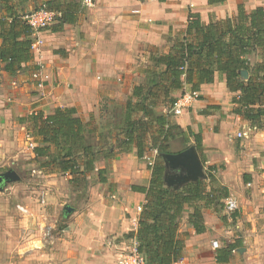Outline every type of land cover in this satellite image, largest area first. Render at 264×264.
I'll return each mask as SVG.
<instances>
[{
  "label": "crops",
  "instance_id": "1",
  "mask_svg": "<svg viewBox=\"0 0 264 264\" xmlns=\"http://www.w3.org/2000/svg\"><path fill=\"white\" fill-rule=\"evenodd\" d=\"M41 1L46 0H27L25 9L31 11ZM77 2L76 21L60 25L55 20L42 31L41 57L32 53L17 73H9L4 65L0 68V174L13 169L20 176L0 183V264H116L130 244L137 206L146 201L140 187L150 184L158 157L154 141L161 130L154 118L144 117L152 121L145 139V157L152 165L138 157L135 144L130 151H120L115 145L125 137L128 99L135 87L154 78L152 68L165 67L154 59L188 37L191 14L208 24L236 20L241 9L249 13L264 8V0H94L93 6ZM260 59L258 53L251 58L253 64ZM38 64L44 87L32 78ZM188 90L193 89L187 83L170 90V95L178 98ZM198 92L199 98L179 115H170L173 105L166 98L154 112L170 121L173 153L196 146L195 135L201 137L198 152L205 172L209 166L217 167L216 184L227 188L239 207L229 213L224 206L200 200L206 230L197 233L190 222L194 208L186 206L179 226L183 257L173 264H264V128L234 112V93L224 74L217 72L214 81L201 84ZM57 107L75 108L87 127L98 137L106 135L116 147L112 158L99 154L90 172L98 180L91 184L87 205L70 206L72 210L66 209L68 194L59 187L69 183L72 187L66 190L74 193L72 176L53 166L41 167L42 160L33 151L36 137L23 121L34 111L48 114ZM31 165L42 179L36 187L20 173ZM100 169L107 170L103 182ZM210 190L209 184L206 191ZM236 242L241 244L230 260L218 262V249Z\"/></svg>",
  "mask_w": 264,
  "mask_h": 264
},
{
  "label": "trees",
  "instance_id": "2",
  "mask_svg": "<svg viewBox=\"0 0 264 264\" xmlns=\"http://www.w3.org/2000/svg\"><path fill=\"white\" fill-rule=\"evenodd\" d=\"M15 1L18 2L16 5L11 4ZM26 1L0 0V13L6 11L0 16V68L4 65L11 74L20 71L22 64L32 59V28L24 20L26 14L46 7L60 13L56 17L60 25L78 18L80 4L77 0L41 1L31 11L25 9ZM187 35L170 52L153 58L165 67L161 70L152 68L154 78L146 86L135 87L134 95L124 108L125 137L115 145L120 151H130L135 144L138 157L144 158L148 150L146 134L152 122L144 117L154 118L161 125L154 141L158 157L152 167L150 184L140 187L146 194V203L137 232L129 234V238L136 235L146 264H173L183 257L185 245L179 226L186 206L194 208L190 222L197 233H202L206 227L199 201L205 199L207 204L221 207L224 206L222 199L229 196L227 188L216 184L213 172L217 167L214 165L208 167L206 180L189 182L178 189L165 183L162 154L173 153L170 145L173 135L168 117L154 112L161 99H169L174 105L177 98L170 95V90L181 89L188 83L198 91L201 84L213 82L218 72L225 75L227 86L234 93V112L252 125L264 128V8L258 7L249 13L241 9L236 20L208 24L191 14ZM254 53H258L261 59L253 64L251 58ZM243 71H247V77ZM160 92L165 95H160ZM132 97L138 100L133 102ZM136 111L144 115L136 117ZM75 114V108L57 107L48 114L34 111L23 121L29 124L36 137L33 151L36 158L42 160L41 167L53 166L69 173L72 176L70 183L78 186L85 182L88 173L94 171L99 154L105 152L107 158H112L116 147L108 143L106 135L98 137L96 131L87 127ZM170 115H174L173 112L170 111ZM159 138L161 142L158 144ZM195 144L201 154L202 139L199 135H195ZM106 171L98 170L102 182L106 180L103 177ZM209 184L211 190L207 192ZM240 244L228 243L218 249L216 260L228 262Z\"/></svg>",
  "mask_w": 264,
  "mask_h": 264
},
{
  "label": "built area",
  "instance_id": "3",
  "mask_svg": "<svg viewBox=\"0 0 264 264\" xmlns=\"http://www.w3.org/2000/svg\"><path fill=\"white\" fill-rule=\"evenodd\" d=\"M83 3L87 6H93L94 0H83ZM59 15L60 13L56 11L49 10L46 7H42L38 10L31 11L24 16V20H26V22L32 28L31 52L36 56L41 57L42 55V47L44 45V38L41 34L42 31L46 30L51 24H53L56 20V17ZM41 68L42 64H38V67L34 69V72L32 73V78L37 82V85L39 87H44L46 80L41 76ZM199 95V92L194 90H188L184 92L180 97L177 98L176 102L172 106L171 111L174 115L181 114L185 110V108H187L194 100L199 98ZM28 138L30 141L32 140L29 135ZM29 145L32 148L34 146V143L31 141ZM148 163L150 165L153 164L151 159H149ZM145 203L146 201L137 206V212L139 216L135 217L134 219V225L132 228L133 234H135L138 230L140 214L144 208ZM238 203L239 202L236 198L228 196L224 200V207L229 213H232L239 207ZM18 208L23 212H27L25 207L21 205H18ZM116 264H146V258L144 254L139 250V242L136 235L130 238V244L128 245V247L120 252Z\"/></svg>",
  "mask_w": 264,
  "mask_h": 264
},
{
  "label": "water",
  "instance_id": "4",
  "mask_svg": "<svg viewBox=\"0 0 264 264\" xmlns=\"http://www.w3.org/2000/svg\"><path fill=\"white\" fill-rule=\"evenodd\" d=\"M244 77L248 76L247 71L242 72ZM162 157L165 161L166 172L164 175L165 183L174 188H179L189 182H194L208 177L204 170V166L195 145L174 153H163ZM20 179L18 173L9 169L0 174V183L8 184ZM67 210H72L70 206Z\"/></svg>",
  "mask_w": 264,
  "mask_h": 264
},
{
  "label": "rangeland",
  "instance_id": "5",
  "mask_svg": "<svg viewBox=\"0 0 264 264\" xmlns=\"http://www.w3.org/2000/svg\"><path fill=\"white\" fill-rule=\"evenodd\" d=\"M28 147H30L29 144H28ZM143 160L146 161L147 163L149 162V159L144 158ZM34 167H35V165H31L27 171L20 170V173L26 180H28V181L30 180V182L33 183V186L36 187L37 185H39V183H40V181L42 179L38 176L40 174L33 172V168ZM28 173H29V175H28ZM93 173H90V175H88L89 173L87 174V176L85 177V182L84 183H81L78 186H74V189H76L74 191V193L71 192V191L66 190V188L69 189L70 187H72V186L69 187V183L66 186V188L63 187L62 183L59 184V187L61 189L60 190L61 193L63 195H65V194L67 195L68 194V196L66 198V201H65V202H67L66 205H69V206L75 205V207H77V206L78 207L79 206L80 207L81 206L85 207L87 205V202H88L87 200H89L88 195L90 194V189L92 188V185H94V183H96L97 180H98L96 175L93 174ZM33 180H38V181H33ZM20 194H22V193H20ZM75 199H79V201H81V203L79 204V203L75 202L74 201ZM77 204H79V205H77ZM63 223H64L63 221L62 222L59 221L58 225L62 226Z\"/></svg>",
  "mask_w": 264,
  "mask_h": 264
}]
</instances>
